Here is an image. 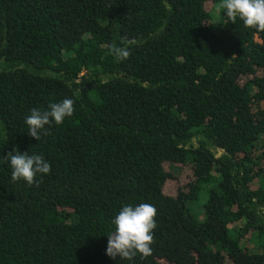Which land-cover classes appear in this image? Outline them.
Instances as JSON below:
<instances>
[{
  "label": "trees",
  "instance_id": "trees-1",
  "mask_svg": "<svg viewBox=\"0 0 264 264\" xmlns=\"http://www.w3.org/2000/svg\"><path fill=\"white\" fill-rule=\"evenodd\" d=\"M219 3L0 0V158L51 165L29 185L0 163V264H264V30ZM168 163L191 168L174 196ZM129 203L157 210L151 254L109 257Z\"/></svg>",
  "mask_w": 264,
  "mask_h": 264
},
{
  "label": "clouds",
  "instance_id": "clouds-1",
  "mask_svg": "<svg viewBox=\"0 0 264 264\" xmlns=\"http://www.w3.org/2000/svg\"><path fill=\"white\" fill-rule=\"evenodd\" d=\"M217 11L228 22L234 23L239 19L248 28L264 30V0H220ZM110 51L118 61L125 60L130 54L126 47H113ZM73 105L72 98H64L59 102L49 103L43 110L32 108L24 120L29 135L39 141L46 125L51 126L53 122L60 125L66 117L73 114ZM0 163H6L10 168L13 182L22 180L29 185L38 174H48L51 167L42 154H29L15 148L0 158ZM156 214L155 206L149 203L122 205L111 220L114 231L106 234V254L126 260L136 253L145 256L151 254Z\"/></svg>",
  "mask_w": 264,
  "mask_h": 264
},
{
  "label": "rangeland",
  "instance_id": "rangeland-1",
  "mask_svg": "<svg viewBox=\"0 0 264 264\" xmlns=\"http://www.w3.org/2000/svg\"><path fill=\"white\" fill-rule=\"evenodd\" d=\"M166 168L171 172L176 179H170L166 183L165 192L169 195H176L178 193V188L183 186L191 175V168L183 164L168 163Z\"/></svg>",
  "mask_w": 264,
  "mask_h": 264
}]
</instances>
